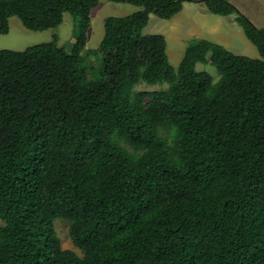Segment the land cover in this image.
<instances>
[{"label": "trees", "instance_id": "16d2710c", "mask_svg": "<svg viewBox=\"0 0 264 264\" xmlns=\"http://www.w3.org/2000/svg\"><path fill=\"white\" fill-rule=\"evenodd\" d=\"M100 1L0 0V36L12 17L31 32L79 22L69 52L56 35L0 51V264H264V28L228 0H106L141 9L104 19L94 80ZM186 2L236 15L260 58L193 39L173 67L166 38L142 31Z\"/></svg>", "mask_w": 264, "mask_h": 264}, {"label": "rangeland", "instance_id": "374dc122", "mask_svg": "<svg viewBox=\"0 0 264 264\" xmlns=\"http://www.w3.org/2000/svg\"><path fill=\"white\" fill-rule=\"evenodd\" d=\"M241 14L245 15L256 27L264 28V0H228ZM140 7L130 4H119L102 0L91 12V25L87 33V46L83 51L86 58L84 66L87 68L90 79L101 77L102 61L97 48L104 36V19L107 17H123L130 15ZM236 15L218 16L208 11L203 2H186L181 12L169 20L149 16L143 34H161L166 38V52L169 63L177 67L184 56L189 41L204 39L214 43L221 42L227 45V50L237 55L259 59V53L246 38L241 27L235 22ZM78 19L70 14H64L62 23L56 29L43 32L26 30L19 19H9V31L0 36V51H23L28 47L48 43L57 36L58 46L69 52L71 45L78 34ZM217 34L215 38L213 35ZM225 45V46H226ZM197 71L210 74L215 83L219 79V72L210 64H197ZM167 85H147L141 83L134 87L138 91H156L166 88ZM3 222L0 220V226ZM54 229L60 240L61 248L71 250L78 256L81 252L73 245L69 236V223L64 220H55Z\"/></svg>", "mask_w": 264, "mask_h": 264}, {"label": "crops", "instance_id": "0c3cea01", "mask_svg": "<svg viewBox=\"0 0 264 264\" xmlns=\"http://www.w3.org/2000/svg\"><path fill=\"white\" fill-rule=\"evenodd\" d=\"M215 38L217 37V34H215V35H213ZM214 43V42H213ZM216 44H219V45H221V46H223L225 49H227V45L226 44H223V43H221V42H218V43H216ZM226 45V46H225ZM229 51V50H228ZM231 52V51H230ZM234 53V52H233ZM235 54V53H234Z\"/></svg>", "mask_w": 264, "mask_h": 264}]
</instances>
